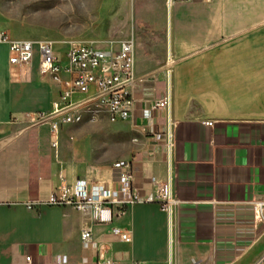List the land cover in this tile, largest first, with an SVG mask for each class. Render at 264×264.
<instances>
[{
    "label": "crops",
    "instance_id": "crops-1",
    "mask_svg": "<svg viewBox=\"0 0 264 264\" xmlns=\"http://www.w3.org/2000/svg\"><path fill=\"white\" fill-rule=\"evenodd\" d=\"M167 17V64L137 74L135 107L126 121L137 144L120 161L132 162L142 197L171 177L177 202L171 221L159 204H137L108 226L70 208L36 205L78 179L114 187L119 161L97 160L82 123L57 135L39 122L40 113L52 110L54 87L37 62L13 71L8 57L0 66V264H28V256L31 264H54L57 257L66 264L107 258L116 264L260 263L264 0H189L167 10ZM168 92L171 159L165 139L157 137L168 130V115L148 112ZM258 202L263 207L256 215ZM88 226L95 247L81 239ZM112 226L129 231L131 243L116 241Z\"/></svg>",
    "mask_w": 264,
    "mask_h": 264
},
{
    "label": "built area",
    "instance_id": "built-area-1",
    "mask_svg": "<svg viewBox=\"0 0 264 264\" xmlns=\"http://www.w3.org/2000/svg\"><path fill=\"white\" fill-rule=\"evenodd\" d=\"M188 1L166 0V8L170 12L176 5ZM0 44L9 48L8 61L13 71L31 67L37 62L40 76L52 83L55 94L51 104L52 110L40 113L38 121L47 123L55 134L58 135L60 130L67 126V121L76 120L79 112L84 109L111 110V120H130L135 107L134 93L139 81L133 39L120 41L117 47L113 44L99 46L94 43L75 42L59 49L52 41L13 39L7 32L0 30ZM170 60L171 56L168 54V62ZM171 105V98L167 95L156 101L148 110L150 114L163 111L168 115V130L163 134L159 133L157 137L165 139L170 159L174 147ZM114 168L119 171V176L112 188L96 186L85 179H78L72 185L62 183L47 201L36 205L70 208L89 216L96 225L108 226L113 225L115 220L137 204H159L168 213L171 221L173 209L177 204L172 193L171 177L155 192L142 197L134 186L132 162L119 161L115 163ZM34 206L30 204L28 208L33 210ZM262 207L263 203H256L253 207L254 213L260 214ZM110 235L124 244H130L132 241L130 232L117 226L111 227ZM92 238V227L83 228V243L95 247L96 243L92 242ZM98 255L101 258L100 251ZM263 262L264 257L259 264ZM26 263H32L30 256L26 257ZM54 264H66V259L57 257ZM102 264L116 263L107 258Z\"/></svg>",
    "mask_w": 264,
    "mask_h": 264
},
{
    "label": "rangeland",
    "instance_id": "rangeland-1",
    "mask_svg": "<svg viewBox=\"0 0 264 264\" xmlns=\"http://www.w3.org/2000/svg\"><path fill=\"white\" fill-rule=\"evenodd\" d=\"M0 30L13 39L52 41L59 49L75 42L117 47L133 39L138 75L167 64L166 0H0ZM8 57L0 47L2 68ZM109 118L101 112L82 124L94 139L97 160L111 163L132 152L138 134Z\"/></svg>",
    "mask_w": 264,
    "mask_h": 264
},
{
    "label": "bare ground",
    "instance_id": "bare-ground-1",
    "mask_svg": "<svg viewBox=\"0 0 264 264\" xmlns=\"http://www.w3.org/2000/svg\"><path fill=\"white\" fill-rule=\"evenodd\" d=\"M168 97L171 98L169 92H168ZM101 112L107 113L108 116L110 117L109 119H112V112H111V110L91 111V109H84V111H80L79 112V116H78V118H76V120H69V121H67V125H78V124L84 123V121L87 118V116H90V119H95L96 117H98V115Z\"/></svg>",
    "mask_w": 264,
    "mask_h": 264
}]
</instances>
